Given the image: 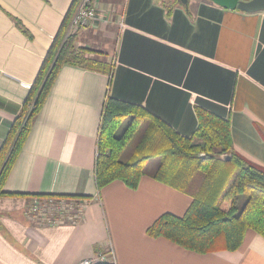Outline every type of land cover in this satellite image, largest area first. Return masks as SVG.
<instances>
[{
  "label": "crops",
  "instance_id": "0c3cea01",
  "mask_svg": "<svg viewBox=\"0 0 264 264\" xmlns=\"http://www.w3.org/2000/svg\"><path fill=\"white\" fill-rule=\"evenodd\" d=\"M94 1L102 20L73 33L74 46L111 70H58L2 187L0 264H78L108 247L114 264H264V238L252 229L237 250L210 253L149 236L161 214L182 216L192 201L153 178L158 165L144 166L135 189L114 180L97 191L94 179L106 96L139 104L183 136L196 128L197 108L228 118L233 150L264 167V11ZM72 2L0 0V147ZM39 194L87 202L77 223L42 226L24 216Z\"/></svg>",
  "mask_w": 264,
  "mask_h": 264
},
{
  "label": "trees",
  "instance_id": "16d2710c",
  "mask_svg": "<svg viewBox=\"0 0 264 264\" xmlns=\"http://www.w3.org/2000/svg\"><path fill=\"white\" fill-rule=\"evenodd\" d=\"M78 3L79 0H73L70 9L75 11ZM69 15L64 17L0 147V195L5 194V179L61 66L72 64L105 73L111 70L110 63L89 57L91 50L74 46L75 35L68 33ZM196 117L192 134L183 136L139 104L106 96L96 138V189L99 191L114 180L122 181L130 189L137 188L145 164L155 158L159 164L153 178L182 192L187 191L199 172L201 183L191 193L192 201L185 213L161 214L146 233L196 253L235 251L248 229L264 238V167L233 150L228 118L202 108L196 109ZM125 118L127 123L117 133ZM143 125L133 156L121 160L123 150Z\"/></svg>",
  "mask_w": 264,
  "mask_h": 264
},
{
  "label": "built area",
  "instance_id": "2783aa9c",
  "mask_svg": "<svg viewBox=\"0 0 264 264\" xmlns=\"http://www.w3.org/2000/svg\"><path fill=\"white\" fill-rule=\"evenodd\" d=\"M102 20L94 0H79L71 18L68 33L95 24ZM122 24V23H121ZM87 198L70 195H34L24 210V216L34 224L42 226H57L75 224L80 220ZM111 261L114 264L113 251L108 247L106 254L95 253L84 258L78 264H98Z\"/></svg>",
  "mask_w": 264,
  "mask_h": 264
},
{
  "label": "rangeland",
  "instance_id": "374dc122",
  "mask_svg": "<svg viewBox=\"0 0 264 264\" xmlns=\"http://www.w3.org/2000/svg\"><path fill=\"white\" fill-rule=\"evenodd\" d=\"M89 57H91V55H89ZM128 121V118H125L123 121H122V124L120 125L119 129H118V132L117 133H120L121 131V128H123L125 126V124L127 123ZM143 129H144V125L141 126L135 133V135L132 137L131 141L128 143V145L126 146V148L123 150V153L122 155L120 156V159L121 160H126L128 155H131V152H133L134 148H135V145L136 143L139 141L141 135H142V132H143ZM159 164V159L158 158H155V159H150V161L148 162V164L145 165V167L148 166V168L152 169L154 167H156L157 165ZM201 180H202V174L201 173H197L191 183L189 184V186L187 187V191H190V192H193L197 189V187H199L200 183H201Z\"/></svg>",
  "mask_w": 264,
  "mask_h": 264
},
{
  "label": "water",
  "instance_id": "95a60500",
  "mask_svg": "<svg viewBox=\"0 0 264 264\" xmlns=\"http://www.w3.org/2000/svg\"><path fill=\"white\" fill-rule=\"evenodd\" d=\"M186 5L188 0H178ZM213 3L231 10H239L246 13L264 11V0H210ZM224 159V158H222Z\"/></svg>",
  "mask_w": 264,
  "mask_h": 264
}]
</instances>
